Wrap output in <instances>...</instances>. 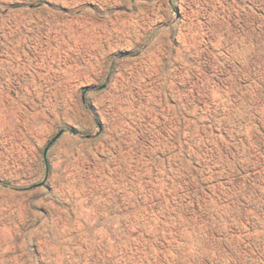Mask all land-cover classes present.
Returning a JSON list of instances; mask_svg holds the SVG:
<instances>
[{"label":"rangeland","instance_id":"rangeland-1","mask_svg":"<svg viewBox=\"0 0 264 264\" xmlns=\"http://www.w3.org/2000/svg\"><path fill=\"white\" fill-rule=\"evenodd\" d=\"M0 264H264V0H0Z\"/></svg>","mask_w":264,"mask_h":264}]
</instances>
